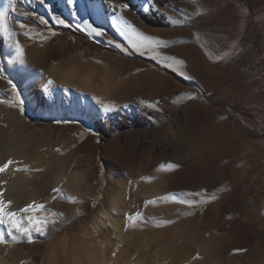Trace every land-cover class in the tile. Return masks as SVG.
<instances>
[{"label":"rangeland","instance_id":"1","mask_svg":"<svg viewBox=\"0 0 264 264\" xmlns=\"http://www.w3.org/2000/svg\"><path fill=\"white\" fill-rule=\"evenodd\" d=\"M6 3L0 112L18 120L0 118V136L34 156L12 164L35 184L25 201L53 195L32 214L45 232L5 229L1 250L30 251L27 264H85L104 244L105 264H264V0ZM127 25L167 46L137 51Z\"/></svg>","mask_w":264,"mask_h":264},{"label":"bare ground","instance_id":"2","mask_svg":"<svg viewBox=\"0 0 264 264\" xmlns=\"http://www.w3.org/2000/svg\"><path fill=\"white\" fill-rule=\"evenodd\" d=\"M6 2H7V0H0V14H1V12L3 13L4 10L6 9L5 8ZM42 84H39V87L36 88L38 91L43 90ZM57 96H58V92H55L52 97L57 99ZM45 103L47 104L48 102L46 101ZM0 118L2 119L3 122L9 124L10 126H12L13 124L15 126V122L17 119V118H15L14 115L3 114V112H0ZM10 135L8 137H5V135L0 136V166H3L5 163H7L8 160H12L14 162L18 161V160H23V161L29 160L30 161V158L32 156L25 153L26 151L22 147V145H23L22 141H21L22 137L20 135L17 137L16 135L12 134L13 136L17 137V138H12V137H10ZM31 161H34V160L31 159ZM13 168H14V166H13ZM34 168H35V166H34ZM61 175H63V174H61ZM62 177H64V176H62ZM65 177H67V176H65ZM59 179H60V177H59ZM63 181H64V179H63ZM32 182L28 179V177L25 174L17 172L16 169H12V165L8 168V170L6 172L0 173V191H3V193H4L3 198L6 201L12 202V206H11L12 211H18L19 209L26 207V205L32 204V200H30V201L26 200L25 201V199H24L25 194H28L31 191V187L35 186L34 183H33L34 185H32ZM57 183H59V182H57ZM68 185H70V184L68 183ZM52 189L53 188L50 185H47L43 189H41L40 194H39L38 198L36 199V200H39L38 203H41V204L42 203H44V204L49 203L51 196L53 195ZM56 193H57V191H56ZM79 193H81V192H79ZM47 207L49 208L50 206H47ZM113 209H116V211L118 210V208H113ZM103 215H106V214H103ZM102 217H101L102 224L103 223L106 224L108 220H104ZM111 218H112V216H111ZM111 223L113 225L114 233H115V230H118L119 226L116 223V221L111 220ZM100 225H101V223H100ZM0 233H2L5 236L6 235L5 228L0 227ZM116 237L118 240L121 241L124 238V234L120 231L119 233H117ZM2 246H3V244H0V264H27L28 263V261L31 257L30 251L25 252V251H23V249L18 248L17 246H12V247L5 248V249L1 250ZM100 248H101V251H100V249L98 251H100V253H102L101 256H98V254L96 253V250L98 248L95 249V251H94V249H92V250L90 249L91 251H89V252L85 251V253H82L83 256H85L84 259L86 260L87 264H101V263L105 264V263H107L106 262V261H108L107 255H109V253L111 251L110 245L104 244ZM82 250H84V249H82ZM80 261H81V259H80ZM81 262H83V261H81ZM80 264H82V263H80ZM120 264H122V263H120ZM139 264H140V262H139Z\"/></svg>","mask_w":264,"mask_h":264},{"label":"snow or ice","instance_id":"3","mask_svg":"<svg viewBox=\"0 0 264 264\" xmlns=\"http://www.w3.org/2000/svg\"><path fill=\"white\" fill-rule=\"evenodd\" d=\"M10 4L13 5L12 10L15 11V0H9ZM68 4L72 7L75 8L78 4V0H67ZM41 4H45V0H40ZM47 6V5H45ZM23 15L27 16L29 15L28 13H23ZM53 19L56 21L58 24H65V20L62 19L59 16H53ZM40 23L42 24H47V21L44 20L43 17L40 18ZM69 26L70 25H66ZM20 28H25L26 25L21 23L19 25ZM91 30L97 35L101 36L104 35V33L97 28L91 27L89 25ZM127 30L136 37L135 40L132 41L133 47L136 48L137 51H140L141 49H148L151 48L153 45L156 46H167V43L165 41L155 39L150 36H146L143 33L139 32L135 27L131 25H127ZM77 28L80 29V25H77ZM82 30V29H81ZM25 35H30V33H24ZM55 34V33H53ZM121 34H124L123 31ZM13 37H15L17 34L16 33H10ZM16 47L19 52V56L23 58L24 56V49L20 46L19 41H16ZM117 47H120L118 44ZM155 58V57H154ZM164 60H169L172 59L175 63H182L180 61H175L174 58L170 57H164ZM170 66V65H166ZM9 84H12V81H8ZM53 83L52 81H49V84ZM13 88H15V85H12ZM3 101H0L2 103ZM21 103H23L21 101ZM97 103H101L100 101H97ZM141 103H144L143 101ZM148 107H155V105L149 104L147 105ZM103 111L104 112H110L115 110V106H109V105H102ZM21 112H23V108H21ZM14 163L12 160H8L7 163H5L3 166H0V173H4L8 170V168ZM176 166L175 165H161L160 166V171H165V170H173ZM19 171L20 169H16ZM54 191H60V189H54ZM187 195H198L196 193H188ZM4 193L3 191H0V227H3L7 230L8 235H13L14 233H19L21 235L27 236L28 237V242L32 243V238H31V233L33 231L37 233H44L46 230V225L48 223V220L46 218H41L39 216H34L32 215L33 213L39 212L41 210L45 209V205L43 204H36L33 202L32 204L19 209L18 211H12L11 206L12 202L11 201H6L4 198ZM164 201H174L178 203H184L188 204L189 206H192L195 201H187V200H178L177 197L175 196H165L162 197ZM215 199V197H213ZM148 203H155V201H149ZM142 214L137 212L135 216H129L128 219L132 222H135L137 219H141ZM8 241L5 239L4 235L0 233V244H6Z\"/></svg>","mask_w":264,"mask_h":264}]
</instances>
